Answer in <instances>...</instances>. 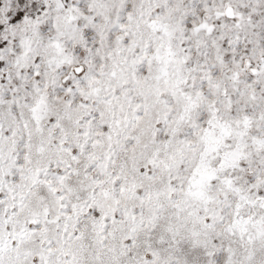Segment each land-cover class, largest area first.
Here are the masks:
<instances>
[{"label": "snow or ice", "instance_id": "obj_1", "mask_svg": "<svg viewBox=\"0 0 264 264\" xmlns=\"http://www.w3.org/2000/svg\"><path fill=\"white\" fill-rule=\"evenodd\" d=\"M0 264H264V0H0Z\"/></svg>", "mask_w": 264, "mask_h": 264}]
</instances>
